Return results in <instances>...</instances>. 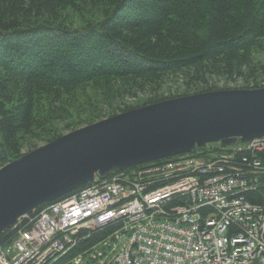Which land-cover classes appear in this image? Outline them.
Masks as SVG:
<instances>
[{
    "label": "trees",
    "instance_id": "16d2710c",
    "mask_svg": "<svg viewBox=\"0 0 264 264\" xmlns=\"http://www.w3.org/2000/svg\"><path fill=\"white\" fill-rule=\"evenodd\" d=\"M175 75L182 96L121 104ZM212 76L253 89L264 79V0H0V167L61 137L48 125L76 129L101 114L221 90L208 85ZM246 196L260 204L264 187Z\"/></svg>",
    "mask_w": 264,
    "mask_h": 264
},
{
    "label": "built area",
    "instance_id": "2783aa9c",
    "mask_svg": "<svg viewBox=\"0 0 264 264\" xmlns=\"http://www.w3.org/2000/svg\"><path fill=\"white\" fill-rule=\"evenodd\" d=\"M95 177L19 218L0 264H264V138Z\"/></svg>",
    "mask_w": 264,
    "mask_h": 264
},
{
    "label": "water",
    "instance_id": "95a60500",
    "mask_svg": "<svg viewBox=\"0 0 264 264\" xmlns=\"http://www.w3.org/2000/svg\"><path fill=\"white\" fill-rule=\"evenodd\" d=\"M264 138V88L172 98L63 135L0 168V235L97 176Z\"/></svg>",
    "mask_w": 264,
    "mask_h": 264
},
{
    "label": "rangeland",
    "instance_id": "374dc122",
    "mask_svg": "<svg viewBox=\"0 0 264 264\" xmlns=\"http://www.w3.org/2000/svg\"><path fill=\"white\" fill-rule=\"evenodd\" d=\"M210 79L211 80H208V82H209L208 85H215L216 88H219L221 90H226V89L227 90H237L240 87L252 88L254 86L253 85L254 83L252 81L248 82V80L245 81L244 79L239 78V77H232L230 79L224 80V79H220L219 77H213L212 76ZM185 85H186L185 80L183 79V77L181 75L169 76V78L165 81V84H162V86L159 89H157L155 91H143L140 93H136V96L124 97L121 104L123 106L128 107V106H134L135 104H140L142 99H147L149 97H160L162 99H167L169 97L182 96L186 92V90H185L186 86ZM257 86H258L257 89L264 88V79L258 81ZM252 89H247V90H252ZM164 101H166V100H164ZM103 116L104 115L101 114L99 119L95 122L86 124L87 122L83 121V122L79 123V126L76 129L73 127H71V128L78 130V129L83 128L85 126H88V125H91V124H94L96 122H99L101 120L106 119V118L102 119ZM107 118H109V117H107ZM43 123H45V120ZM65 124H66L65 122L61 123L58 121L56 123V125H54V126L52 125L50 127V125H48V128H50V129H48L50 135L55 136V134L59 132V133H61V136H63V135H66V134L74 131L72 129H70V130L66 129ZM47 143H49V142H47ZM47 143L36 141L33 144V148L30 149L29 151H28L27 147L23 148L21 150V156L24 154H27V153L45 145V144H47ZM1 167H3V166H1Z\"/></svg>",
    "mask_w": 264,
    "mask_h": 264
},
{
    "label": "bare ground",
    "instance_id": "6f19581e",
    "mask_svg": "<svg viewBox=\"0 0 264 264\" xmlns=\"http://www.w3.org/2000/svg\"><path fill=\"white\" fill-rule=\"evenodd\" d=\"M237 143H239V142H237ZM236 143V144H237ZM213 145H218V144H213ZM207 146H209V145H207ZM220 148H222L220 145H218ZM206 147V146H205ZM229 148V147H228ZM196 150H198V149H196ZM195 150V151H196ZM201 150V149H200ZM195 151H193L192 153H189V154H193V155H195L194 153H195ZM222 151H219L217 154H219V153H221ZM189 154H184V155H189ZM110 175H112V173L110 174ZM109 175V176H110ZM260 188H257L255 191H254V194H255V192H257L258 190H259Z\"/></svg>",
    "mask_w": 264,
    "mask_h": 264
}]
</instances>
